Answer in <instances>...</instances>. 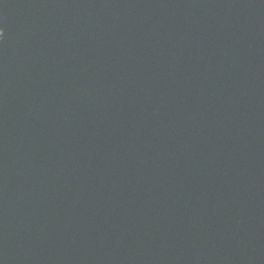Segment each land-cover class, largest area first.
<instances>
[{"label": "water", "instance_id": "obj_1", "mask_svg": "<svg viewBox=\"0 0 264 264\" xmlns=\"http://www.w3.org/2000/svg\"><path fill=\"white\" fill-rule=\"evenodd\" d=\"M0 264H264V0H0Z\"/></svg>", "mask_w": 264, "mask_h": 264}, {"label": "clouds", "instance_id": "obj_2", "mask_svg": "<svg viewBox=\"0 0 264 264\" xmlns=\"http://www.w3.org/2000/svg\"><path fill=\"white\" fill-rule=\"evenodd\" d=\"M2 36H3V29L0 28V37H2Z\"/></svg>", "mask_w": 264, "mask_h": 264}]
</instances>
